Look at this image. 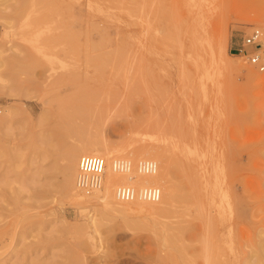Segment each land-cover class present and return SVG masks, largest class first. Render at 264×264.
Segmentation results:
<instances>
[{
  "label": "rangeland",
  "instance_id": "374dc122",
  "mask_svg": "<svg viewBox=\"0 0 264 264\" xmlns=\"http://www.w3.org/2000/svg\"><path fill=\"white\" fill-rule=\"evenodd\" d=\"M251 27L264 0H0V264H264ZM95 144L101 202L67 160Z\"/></svg>",
  "mask_w": 264,
  "mask_h": 264
},
{
  "label": "built area",
  "instance_id": "2783aa9c",
  "mask_svg": "<svg viewBox=\"0 0 264 264\" xmlns=\"http://www.w3.org/2000/svg\"><path fill=\"white\" fill-rule=\"evenodd\" d=\"M262 30L259 27H251L240 39L239 47L234 49L237 56L244 58L248 63L258 65L264 63V50L261 46ZM115 169L118 164L115 162ZM105 174V160L99 156H83L78 161L76 175V189L91 195L102 187Z\"/></svg>",
  "mask_w": 264,
  "mask_h": 264
},
{
  "label": "bare ground",
  "instance_id": "6f19581e",
  "mask_svg": "<svg viewBox=\"0 0 264 264\" xmlns=\"http://www.w3.org/2000/svg\"><path fill=\"white\" fill-rule=\"evenodd\" d=\"M95 146V147H94ZM93 147L94 148H90V149H82V150H80V149H78L76 152L77 153H72L73 151H71V152H69L68 153V155H67V160H68V163L70 164V165H72V168L74 169L73 170V172H78V165H77V162H78V160H79V158H81V157H83V156H88L89 154H93V155H103V156H105L106 158H108L107 160H105V174L107 175V178L108 179H105V181L102 183V185H103V187H102V190H98V191H96V192H94V194L92 195V196H84V197H92L93 199H96V200H100V202L101 201H105V200H108V199H106L107 197H108V193H109V191H108V189H110L109 188V178L111 177L112 179L111 180H113V178H114V176H113V167L115 166V161H111V159L112 158H110V153L109 152H107V149H106V147L105 146H103V145H101V144H95ZM144 152H148L147 151V149H146V151H144ZM83 155V156H82ZM134 155V156H133ZM132 156V161H133V164L134 165H137L136 163V161H138V163H139V152H137V153H134ZM109 159H110V162H109ZM128 161H130V160H128ZM128 163H130V162H128ZM141 163V162H140ZM132 164V165H133ZM145 164V163H144ZM147 164V163H146ZM145 164V165H146ZM148 164H149V162H148ZM148 164H147V166H148ZM142 165V164H141ZM143 166V167H145L146 168V166ZM149 166H150V164H149ZM148 166V167H149ZM142 167V168H143ZM135 169H136V167H134ZM134 168H133V170L132 171H134ZM142 168H140V165H139V169H142ZM71 169V168H70ZM70 169H68V170H70ZM144 169V168H143ZM143 169H142V171H143ZM146 169H144V171H145ZM148 170V169H147ZM146 170V171H147ZM67 171V170H66ZM115 171V170H114ZM137 171H139L138 169L137 170H135V173H137ZM140 172V171H139ZM133 173V172H132ZM67 174H69L68 172H67ZM74 174H76V173H74ZM140 174H141V172H140ZM144 175V174H143ZM147 175H148V173H147ZM105 176V175H104ZM139 176V179H137V178H135L136 180H138L139 181V183H141L142 185H144L145 187H147L146 185H150V183H152L154 180H153V178L151 177V176H142V175H138ZM69 177H71L70 175H69ZM134 176H132V178H133ZM71 180V179H70ZM104 180V179H103ZM130 180V179H129ZM114 182H115V179L113 180ZM112 181V182H113ZM75 186V185H74ZM64 189H65V191H72V190H74V187H73V185H72V182L70 183H68V180H67V182L64 184ZM101 189V188H100ZM142 189V188H141ZM214 190V189H213ZM139 193V192H138ZM138 193H136L137 195H138ZM141 193V192H140ZM145 193V192H144ZM147 193V192H146ZM149 193V192H148ZM150 194V193H149ZM153 194V193H152ZM182 194V193H181ZM70 196H71V194H69ZM145 195V194H144ZM154 195V194H153ZM222 195H224V197L226 198V195L225 194H222ZM221 195V196H222ZM76 196L78 197L79 196V198H81V196H82V194H80L79 193V195L78 194H76ZM82 196V197H83ZM133 196H135V195H133ZM177 196V195H176ZM75 197V196H74ZM136 197V196H135ZM145 197V196H144ZM143 197V198H144ZM71 198V197H70ZM131 200H133V203H136V201L137 200H135V199H137V198H135V199H133L132 198V195H131ZM139 198V197H138ZM140 198H141V196H140ZM174 198V197H173ZM181 198V196H180V193H179V195H178V197H177V199H180ZM75 199V198H74ZM148 199H149V196H148ZM140 200V199H139ZM138 200V201H139ZM225 200V199H224ZM226 200H227V198H226ZM225 200V201H226ZM135 201V202H134ZM137 201V202H138ZM143 201H144V199H143ZM225 204V203H224ZM228 205V204H227ZM167 205H165V207H166ZM163 207H164V205H163ZM139 226H141V225H139ZM136 227H138V226H136ZM264 247V243H262L261 245H259V249L260 248H263Z\"/></svg>",
  "mask_w": 264,
  "mask_h": 264
}]
</instances>
